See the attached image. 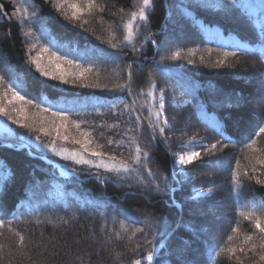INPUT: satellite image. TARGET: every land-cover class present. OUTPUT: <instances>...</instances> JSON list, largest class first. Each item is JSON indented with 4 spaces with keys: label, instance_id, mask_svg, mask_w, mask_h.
<instances>
[{
    "label": "trees",
    "instance_id": "obj_1",
    "mask_svg": "<svg viewBox=\"0 0 264 264\" xmlns=\"http://www.w3.org/2000/svg\"><path fill=\"white\" fill-rule=\"evenodd\" d=\"M141 2L96 0L104 11L83 15L81 21L88 23L80 28L57 13L50 0H15V4L13 0H0V76L7 82L3 88L10 83L40 106L27 107L30 117L39 113L37 120L52 119L53 112L62 111L70 121L82 122L81 128L91 132L95 143L104 145L101 150L118 160L131 162L127 138L123 146L109 145L107 140H121L128 121L140 115L142 134L129 135H136L141 148L150 154L148 167L162 189L141 188L135 179H122L123 173L75 166L43 152L35 137L40 135L44 143L51 137L20 127L0 114V122L13 130L11 135L0 133V219L5 220L0 227V264H132L153 251L170 232L153 264H211L213 249L217 244L227 246L228 235L234 237L232 244L240 245L245 234L255 231L237 215V205L230 195V169L239 160L241 172L247 167L251 174L245 156L251 152L246 145L253 139L261 150L259 154H264V134L254 135L257 125L264 124V5L258 13H252L247 0H238L234 6L229 0H153V7L147 10L148 20L136 22L137 35L132 44L111 48L106 41L119 44L123 40L126 32L122 24ZM14 7L20 11L12 17ZM24 9L35 15L22 19ZM200 21L220 27L227 36H238L252 47L210 37L202 31ZM169 32L178 34L175 40H166ZM32 45H36L33 56L44 45L78 60L85 68L91 65L92 71L83 82L107 84L109 88L129 83L128 65L132 62L131 91L86 88L44 77L28 63ZM176 51L181 53L179 60L167 59ZM224 52L235 55L224 58ZM111 53L121 58L113 59ZM217 59H225L224 66H214ZM153 83L157 98L160 90L164 91L170 125L165 130L167 145L159 137L153 142L145 119L152 101L141 90L147 93ZM256 89L263 103L255 112L245 96L252 97ZM124 105L136 111L130 113ZM206 114L216 117L219 125H212ZM237 118L251 119L244 133L235 125ZM69 127L72 135L79 136L73 126ZM193 137L202 139L205 145L219 142L226 147L211 157L199 147L181 146ZM63 147L71 150L79 145L69 141ZM188 148L201 151L203 162L184 166L188 170L185 176L170 154ZM41 156L77 173L79 178L63 179ZM257 167L256 175L264 180V166ZM144 180L153 183L146 173ZM244 183L241 205L253 195L259 203L264 185L246 178ZM210 190L211 197L196 195L197 191ZM123 209L139 219L125 215ZM233 227H238L239 233H233ZM135 228L143 232L129 240ZM17 232L25 237L23 247L18 244ZM115 232L121 233L120 239ZM148 241H152L151 247ZM249 257H242L243 264L257 259L252 254ZM216 264L235 261L221 258Z\"/></svg>",
    "mask_w": 264,
    "mask_h": 264
},
{
    "label": "snow or ice",
    "instance_id": "obj_2",
    "mask_svg": "<svg viewBox=\"0 0 264 264\" xmlns=\"http://www.w3.org/2000/svg\"><path fill=\"white\" fill-rule=\"evenodd\" d=\"M53 8L57 13H59L67 21L73 23L74 26L83 28L88 21H81L83 15L93 14L96 10L100 12L104 11V8L96 3V0H50ZM15 4V0H13ZM231 5L238 3V0H229ZM153 7V0H142L138 9L129 13V18L127 21H124L122 27L125 29L126 34L123 37V40L117 44L113 43L112 40L106 41V43L113 49L121 48L125 45L132 44L134 37L137 35V32L134 31V28L137 27L136 22H146L148 20L147 10L148 8ZM0 9H3V5L0 4ZM20 11L19 8L14 7L13 12L11 13L12 17H15ZM121 11H123L121 9ZM7 15V13H4ZM35 13H29L27 9H24L21 13L22 19L24 17L34 16ZM103 18L101 17V21ZM78 21H81L77 24ZM111 27V25H110ZM26 35H31L26 33ZM113 38L115 33H112ZM155 43V41H153ZM36 47L32 45L29 49L28 54V63L35 67V70L44 77H49L53 80L61 81L62 83L68 84H77L81 87L86 88H102L108 91H131V67L132 62L128 65V79L129 83L125 84H115L112 88H109L107 84H100L98 82H89L84 83L83 81L87 79V73L92 71V66L89 65L87 68L83 67L78 60L69 59L66 55H60L55 51H51L47 46L42 45L40 51L37 52L35 56L31 55V51ZM44 54H48L45 56ZM113 59H120L121 57L116 53L110 54ZM229 55H235V53L224 52L223 57L227 58ZM181 58V53L179 51L174 52L167 59L170 60H179ZM165 59L164 57L161 58ZM203 59V58H201ZM264 59V55H262ZM189 64L193 63L192 60L188 61ZM225 59H217L214 66L221 67L224 66ZM75 68L77 71H72L71 69ZM6 80L3 76H0V114L8 117V119L13 120L14 123L20 127L28 128L34 130L38 133L43 134L46 137H51V139L44 143L41 141V136L37 135L35 137L37 142L41 143V146L51 153H54L57 156H61L64 159L74 160L77 164H88L95 165L97 168H104L109 172H116L118 174H125L122 179H135L137 181V186L141 188H148L152 191L160 192L162 191L159 183H155L156 175L152 172L151 168L148 167V161L150 160V154L147 151H144L140 144L137 142L136 135H129L130 132H135L137 134H142V118L140 115H135L134 120L128 121V127L125 129L123 137L121 140H113L108 138L107 143L109 145L117 144V146H123L124 138H127V145L130 152L129 161L118 160L114 154H109L101 149L104 147L102 144L95 143L92 134L90 131L84 130L81 128L80 121H70L66 112H53L52 119L41 118L36 119L39 116V113L33 114L31 117L27 112L28 106H33L39 108L40 106L36 104L33 100L27 99L26 96L21 95L19 91L10 83L7 84L6 88L3 86L6 84ZM141 93L146 95L152 101V107L149 108V116L145 118L149 129L152 132V140L155 142L157 137H159L166 145L168 137L165 136L166 128H170L168 117L165 115V98L163 89L160 90L159 97L155 95V84L153 83L147 93H144L141 90ZM6 102V103H5ZM135 104V101H133ZM19 105V106H17ZM112 108H115L116 105H112ZM125 109H129L130 113L135 112L136 110L131 105H124ZM42 112L50 111L49 109H41ZM123 115V112H121ZM31 120V122H29ZM73 126L76 131L79 133V136L72 135L69 126ZM117 125H112L116 127ZM258 131L254 132L255 136H260L264 134V124H258ZM222 135V133H220ZM62 142L58 144L57 142ZM71 141L74 145H79V148H73L69 150L66 147H63L64 143ZM257 141L251 140L246 147L251 150L250 154L245 156V159L249 161L251 165V174H249L248 168L245 167L243 172H241L240 161H236L235 168L230 169L231 173V184L232 189L230 195L234 198V203L237 205V215L242 218L244 221L249 222L252 225V228L255 230L253 233L245 234L240 245L232 244L234 237L233 235H228L226 237L227 246H221L217 244L213 249L214 256L210 257L211 264H216V261L221 258H226L228 260H234L235 264H243L242 257H249V254L254 255L257 259L252 261V264H264V215H259L258 213L264 212V197L260 199V202L257 203L255 195L251 199H246L244 204L241 205V195L243 189L246 186L244 179L255 180L256 184L264 185V180H261L258 175V165L264 166V154L261 153L260 149L255 147ZM189 147H199L203 152L211 157L216 155L217 151L223 152L226 146L221 147L219 142L211 143L210 145H205L203 140H197L193 137L186 144L181 145ZM134 149V152H133ZM87 154V156H86ZM173 160V163L177 165L180 169V174L187 175V169L184 166L191 165L195 161L203 162V157L201 151L193 150L183 154L171 153L170 154ZM92 157V158H87ZM216 164H219L220 161H214ZM143 170V171H142ZM150 177L153 180L152 184H147L144 180V174ZM194 179V178H193ZM131 188V185H129ZM175 191V189H172ZM131 195L132 193H128ZM197 195H204L211 197L213 195L210 190L208 193H201L197 191ZM247 209V210H245ZM125 215L133 218L139 219L131 211L127 209L122 210ZM64 223H68L65 221ZM239 223V220L237 221ZM5 224L4 219H0V227H3ZM121 228L124 232L128 231V228L121 222ZM104 229L102 228V231ZM238 227H233V233H239ZM142 228H135L131 231V235L128 236L129 240H132L136 237L137 233H142ZM19 237L18 244L20 247H23L25 237L20 233H16ZM114 235L117 239L121 238L120 232H115ZM111 239V236L107 237ZM259 240L257 243L256 240ZM149 246H152V241L147 242ZM55 247V245H53ZM3 246L0 245V248ZM139 247V246H137ZM135 251V249L133 250ZM238 253L242 255H238ZM119 253L117 256L119 257ZM146 260L148 264H152L154 260V251L148 252ZM132 264H142L140 259L132 261Z\"/></svg>",
    "mask_w": 264,
    "mask_h": 264
},
{
    "label": "rangeland",
    "instance_id": "obj_3",
    "mask_svg": "<svg viewBox=\"0 0 264 264\" xmlns=\"http://www.w3.org/2000/svg\"><path fill=\"white\" fill-rule=\"evenodd\" d=\"M248 4H249V6L250 5L254 6L256 4V9H254L255 13H257L259 11V9L261 8V6L264 5L263 0H257V3H255V4L251 0ZM200 27H201L202 31L206 35H208L210 37L217 38V39H219L221 41H225V42H232L233 44H236V45H245L246 47H252V44L245 43L238 36H232V37L227 36L225 33H223L222 29L220 27L216 26V25L205 24L202 21H200ZM177 36H178V34H172V32H169L166 40L167 41L168 40L169 41H173V40L176 39ZM254 92L256 93L255 95H253L252 97H248L246 95L245 98L247 99V102L250 103V105L252 106L253 110L256 112V110H258L260 108L261 104L263 103V98L261 97L260 94L257 93L258 89H256ZM159 94H158V97H159ZM206 117L209 119V122L212 125H214V126H218L219 125L218 119H216V117H214L213 115L206 114ZM250 123H251V119L250 120H243V119L237 118L235 120V125L236 126L239 125L241 127V129H242L241 132H243V133L249 127ZM2 132H6L7 135H11L13 133V130H11L8 125H7V128H6V126L2 122H0V133H2ZM193 150H195V149L194 148H188L187 150L180 151L177 154H183V153H187V152L193 151ZM42 151L46 152V153H49V154L55 155L54 153H51L50 151H48L47 149H45L43 147H42ZM55 156H57V155H55ZM86 156H87V154H86ZM57 157L61 158L64 161H68L70 163H73L75 166H88V167L95 166V165H88V164H77L74 160H71V159L66 160V159H64L61 156H57ZM87 158H92V157H87ZM92 159H95V158H92ZM176 167H177V165H176ZM58 174L64 179L67 178V176H65V174H63L62 172H60ZM223 227H225V225H223ZM146 257H144L143 259L146 260ZM142 264H148V261L147 260L146 261H142Z\"/></svg>",
    "mask_w": 264,
    "mask_h": 264
},
{
    "label": "water",
    "instance_id": "obj_4",
    "mask_svg": "<svg viewBox=\"0 0 264 264\" xmlns=\"http://www.w3.org/2000/svg\"><path fill=\"white\" fill-rule=\"evenodd\" d=\"M53 165H55L54 163H52ZM66 172V171H65ZM172 232H170L163 240H162V242L159 244V246H157L155 249H154V260H155V257H156V255H157V253H158V251L160 250V248L163 246V244L165 243V241H166V239L168 238V236L171 234ZM154 260H153V262H154ZM153 262H152V264H153Z\"/></svg>",
    "mask_w": 264,
    "mask_h": 264
}]
</instances>
